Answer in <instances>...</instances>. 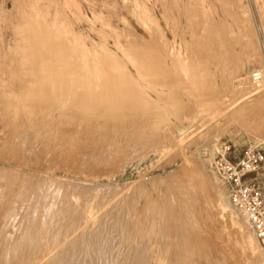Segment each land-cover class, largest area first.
Masks as SVG:
<instances>
[{
  "label": "rangeland",
  "instance_id": "1",
  "mask_svg": "<svg viewBox=\"0 0 264 264\" xmlns=\"http://www.w3.org/2000/svg\"><path fill=\"white\" fill-rule=\"evenodd\" d=\"M96 62H102V71ZM255 69L263 71L258 84L250 79ZM263 85L264 0H0V241L11 235L31 241L35 230L26 220L33 217L45 232L51 227L63 235L92 214L96 222L79 224L80 229L89 240L103 228L111 247L103 245L101 255L111 252L113 261L123 260L133 241L148 251L156 247L154 253L164 242L168 249L162 247L161 261L153 252L154 258L143 251L135 255L166 264L172 259L166 236L182 230L189 243L203 235V244H196L210 251L207 259H221L219 264H264V247L211 168L221 143L237 153L258 144L264 149ZM202 180L208 191L200 189ZM69 207H76V215ZM160 227L164 235L169 230L167 242ZM11 238L10 247L20 242ZM3 243L0 250L9 247ZM87 244L83 247L93 253L90 240ZM110 248L119 258L112 259ZM173 254L175 264L191 261ZM131 257L129 264L141 262Z\"/></svg>",
  "mask_w": 264,
  "mask_h": 264
},
{
  "label": "bare ground",
  "instance_id": "2",
  "mask_svg": "<svg viewBox=\"0 0 264 264\" xmlns=\"http://www.w3.org/2000/svg\"><path fill=\"white\" fill-rule=\"evenodd\" d=\"M138 1V0H137ZM132 4V3H131ZM133 8V7H132ZM134 10V9H133ZM146 18V17H145ZM149 20V19H148ZM153 20V19H152ZM102 22V21H101ZM104 24H105V22H104ZM158 26V25H157ZM152 30V29H151ZM152 33H153V31H152ZM106 37V36H105ZM104 39V38H103ZM157 39V38H156ZM105 40V39H104ZM106 40H108V39H106ZM105 40V41H106ZM159 42V41H158ZM85 50V49H84ZM167 52V51H166ZM125 53V52H124ZM128 54V53H127ZM96 57H97V55H96ZM86 58V57H85ZM98 58V57H97ZM96 59V58H95ZM99 59H102V57L101 58H99ZM85 60V59H84ZM98 61V60H97ZM102 61V60H101ZM114 60H112V62H113ZM100 62V61H99ZM116 62V61H115ZM115 62L113 63V65L115 64ZM98 62H96V64H97ZM102 63V62H101ZM101 63H99L100 65H101ZM99 64H97V65H99ZM117 64V63H116ZM115 64V65H116ZM96 65V66H97ZM100 65L99 66H97V67H100ZM112 65V66H113ZM95 66V65H94ZM95 66V67H96ZM114 67V66H113ZM116 68L115 69H119V67L116 65L115 66ZM118 67V68H117ZM101 68V67H100ZM95 69V68H94ZM97 70H98V68H96ZM95 69V70H96ZM103 70V68H101V71ZM241 79H242V77H241ZM59 86H60V84H59ZM264 86V85H263ZM68 89V88H67ZM257 92H259V91H255L254 93H257ZM253 93V94H254ZM247 99H249V98H247ZM40 100H42V99H40ZM39 101V100H38ZM41 102V101H40ZM263 104V103H262ZM195 105V104H194ZM200 105V104H199ZM195 106H198V105H195ZM194 106V107H195ZM262 106V105H261ZM42 107V106H41ZM201 107V106H200ZM39 108V107H38ZM189 109V108H188ZM192 109V108H191ZM196 109V108H195ZM200 109H202V108H200ZM187 110V109H186ZM197 110H198V108H197ZM258 110H259V108H258ZM257 110V112H259ZM194 111V110H193ZM206 111V110H205ZM37 112V110L35 111V113ZM44 112V111H43ZM42 114V113H41ZM187 114V113H186ZM45 115V114H44ZM199 115V114H198ZM41 116H43V115H41ZM186 116V115H185ZM203 116H205V115H203ZM262 116V115H261ZM37 117H38V115H37ZM40 118H42V117H40ZM43 118H44V116H43ZM202 118V117H201ZM3 119V118H2ZM261 119V118H260ZM264 119V118H263ZM43 120V119H42ZM45 121V120H44ZM263 121V120H262ZM42 122V121H41ZM264 122V121H263ZM258 123V122H257ZM261 124V123H260ZM19 126V125H18ZM262 126V125H261ZM18 129V128H17ZM39 130V129H38ZM22 133V132H21ZM27 134V133H26ZM16 135V134H15ZM20 135V134H19ZM18 134H17V136H19ZM25 135V134H24ZM31 135V134H30ZM33 135V134H32ZM21 136V135H20ZM19 136V137H20ZM11 137H13V136H11ZM21 138V137H20ZM25 139H23V141H24ZM11 141V140H10ZM14 141V140H13ZM21 141V140H20ZM29 141V140H28ZM8 142V141H7ZM27 142V141H26ZM10 143V142H9ZM20 143H22V142H20ZM7 144V143H6ZM12 144V143H11ZM27 144V143H26ZM29 144V143H28ZM28 144H27V146H28ZM31 144V143H30ZM18 145H19V142H18ZM20 146V145H19ZM23 146V148H24V145H22ZM6 147V146H5ZM263 147V146H262ZM8 149H10V148H8ZM21 150V149H20ZM57 155V154H56ZM199 173V172H198ZM195 174V173H194ZM199 175L201 176V174L199 173ZM199 176V177H200ZM182 177V176H181ZM184 177H187V176H184ZM190 177V176H189ZM192 178V177H191ZM195 178V177H194ZM194 178L192 179V181L194 180ZM190 180V179H189ZM198 180H201V179H197V183H198ZM194 181H196V180H194ZM183 182H185V179H184V181ZM188 184H189V182H187ZM183 184V183H182ZM181 184V185H182ZM200 184H201V181H200ZM209 184V183H208ZM177 185V184H176ZM189 185H191V184H189ZM182 186H184V185H182ZM197 186V185H196ZM200 187H202V188H200V189H204L205 188V191L207 190H209V189H207V184H206V181H204V180H202V185H199ZM199 186H197V189H198V187ZM204 186V187H203ZM210 186H212V185H210ZM209 186V187H210ZM216 186H217V184H216ZM180 187V186H179ZM188 187V186H187ZM190 187H194L193 186V184H192V186H189V189H190ZM212 187H210V189H211ZM67 189V188H66ZM182 189V188H181ZM189 189L187 190V192L189 191ZM196 189V188H195ZM73 190V189H72ZM177 190H179V189H177ZM182 190H184V189H182ZM193 190V189H192ZM199 190V189H198ZM213 190V189H212ZM214 190H217V189H214ZM67 191V190H66ZM69 191V190H68ZM186 191V190H185ZM76 192V191H75ZM171 192V191H170ZM169 192V193H170ZM190 192H191V190H190ZM48 193V192H47ZM58 193V192H57ZM63 193H64V191H63ZM77 193H78V191H77ZM191 193H193V192H191ZM198 193V192H197ZM203 193H204V191H203ZM56 194V193H55ZM67 194V193H66ZM65 194V195H66ZM71 194V193H70ZM82 194V193H81ZM85 194V193H84ZM172 194V193H171ZM177 194V193H176ZM195 194V193H194ZM194 194H192V195H194ZM206 194V193H205ZM205 194H203V195H205ZM209 194H210V192H209ZM208 194V195H209ZM212 194V196H214L215 195V193L213 192V193H211ZM214 194V195H213ZM20 195H21V193H20ZM23 195V194H22ZM62 195V194H61ZM69 195V194H68ZM80 195V194H79ZM202 195V196H203ZM216 195H217V193H216ZM81 196V195H80ZM218 196V195H217ZM18 197V196H17ZM24 197V196H23ZM64 197H67V196H64ZM89 197V196H88ZM171 197H173V195H171ZM195 197V196H194ZM208 196L207 195H205V198L204 199H206ZM57 198V197H56ZM61 198V197H60ZM59 198V199H60ZM92 198V197H91ZM169 198V197H168ZM192 198V197H191ZM203 198V197H202ZM210 198V197H209ZM208 198V199H209ZM213 198V197H212ZM212 198H210V199H212ZM77 199H81L79 196H78V198ZM208 199L206 200V201H208ZM210 199H209V201H210ZM64 200H65V198H64ZM67 200H68V198H67ZM91 200V199H90ZM97 200V199H96ZM170 200V199H169ZM192 200V199H191ZM216 200H217V198H216ZM216 200H214L213 199V201H215L216 202ZM66 201V200H65ZM78 201V200H77ZM94 201V200H93ZM105 202H107L106 200H104ZM193 201V200H192ZM196 201H197V203H199L198 202V200L196 199ZM68 202V201H67ZM84 202H86V201H84ZM88 202V201H87ZM95 202V201H94ZM219 202V201H218ZM57 204H59L58 202H56ZM66 203V202H65ZM82 203V202H81ZM98 203H99V200H98ZM98 203H97V205H98ZM194 203V202H193ZM62 203H60V205H61ZM68 204L69 203H67L66 205V209H68ZM84 204V203H83ZM89 204V203H88ZM108 204V203H107ZM149 204V203H148ZM156 204V203H155ZM214 204V203H213ZM55 205V204H54ZM78 205V204H77ZM77 205H76V207H77ZM87 205V204H86ZM101 205H102V203H101ZM100 205V206H101ZM115 205V204H114ZM113 205V206H114ZM147 205V204H146ZM145 205V206H146ZM150 205H151V203H150ZM199 205V204H198ZM202 205V204H201ZM200 205V206H201ZM204 205H205V203H204ZM211 205V204H210ZM65 206V205H64ZM84 206V205H83ZM105 206V205H104ZM153 206V205H152ZM199 206V207H200ZM206 206V205H205ZM72 207V206H71ZM73 207H74V205H73ZM75 207V208H76ZM87 207V206H86ZM97 207V206H96ZM112 207V206H111ZM119 207V206H118ZM117 207V208H118ZM150 207V206H149ZM149 207H148V209H149ZM210 207H212V206H210ZM215 207H216V204H215ZM52 208H53V206H52ZM55 208V207H54ZM53 208V209H54ZM56 208H57V205H56ZM60 208V207H59ZM61 208H63V206L61 207ZM65 208V207H64ZM70 208V207H69ZM74 208V209H75ZM85 208V207H84ZM83 208V209H84ZM114 208V207H113ZM112 208V209H113ZM151 208V207H150ZM177 208V207H176ZM204 208V207H203ZM217 208H218V206H217ZM40 208L38 207V209L37 210H35V211H38L37 213L39 214L40 212V210H39ZM70 209H72L70 212H72L74 209L73 208H70ZM111 209V208H110ZM126 209V208H125ZM146 209H147V207H146ZM145 209V210H146ZM172 209V208H171ZM206 209V208H205ZM60 210V209H59ZM65 210V209H64ZM63 210V211H64ZM69 210V209H68ZM77 210V209H76ZM86 210H89V209H86ZM98 210H99V208H98ZM98 210L96 209V213H98ZM101 210H102V207H101ZM101 210H100V212L98 213V214H101ZM109 210V209H108ZM120 210V209H119ZM143 210H144V208H143ZM167 210V209H166ZM170 210V209H169ZM175 210V209H174ZM173 209H172V211H174ZM209 210V209H208ZM219 210V209H218ZM50 211V210H49ZM67 211V210H66ZM106 211H107V209H106ZM123 211V210H122ZM150 211V210H149ZM161 211V210H160ZM160 211H158V214H160L159 212ZM162 211H163V209H162ZM161 211V212H162ZM212 211V210H211ZM224 211H227L226 210V206H224V207H222V213L224 212ZM52 212H54V211H52ZM51 212V213H52ZM83 213H84V210L82 211ZM87 212V211H86ZM147 212V211H146ZM165 212V211H164ZM167 212V211H166ZM60 213V212H59ZM61 213H65V212H61ZM73 213V212H72ZM75 213V212H74ZM73 213V215H76V214H74ZM95 213V212H94ZM95 213V214H96ZM108 213V216H109V212H107ZM118 213V212H117ZM120 213H121V211H120ZM134 213H137V212H134ZM170 212H168V214H169ZM212 213V212H211ZM218 213V212H217ZM233 213V212H232ZM41 214V213H40ZM49 214V213H48ZM47 214V215H48ZM57 214V213H56ZM69 214V213H68ZM68 214H67V216H68ZM88 214L89 213H86V215L88 216ZM97 214V215H98ZM114 214H116V213H114ZM124 214V213H123ZM122 214V215H123ZM140 214V213H139ZM152 214V213H151ZM154 214V213H153ZM157 214V213H156ZM171 214V213H170ZM173 214V213H172ZM176 214V213H175ZM209 214H210V212H209ZM224 214V213H223ZM230 214V213H229ZM18 215H21V214H18ZM36 215V214H35ZM34 215V216H35ZM41 215H43V214H41ZM58 215V214H57ZM70 215H72V214H70ZM72 215V216H73ZM81 215V214H80ZM83 215V214H82ZM82 215H81V219L83 220V218H82ZM85 215V216H86ZM104 215H106V213L104 214ZM110 215H111V212H110ZM126 215V214H125ZM149 215V214H148ZM166 215V214H165ZM177 215V214H176ZM227 215V214H226ZM13 216V215H12ZM37 216H39V215H37ZM61 216H65L64 214H62V215H60V218H61ZM84 216V215H83ZM115 216V215H114ZM127 216H128V214H127ZM126 216V217H127ZM132 216H134V215H132ZM151 216V215H150ZM170 216H172L173 218H174V216L173 215H170ZM229 216H231V215H229ZM16 217V216H15ZM18 218H19V216H17ZM36 217V216H35ZM44 217V216H43ZM55 217H56V215H55ZM55 217H54V221L56 222L57 220L55 219ZM58 217V216H57ZM69 217H71V216H69ZM69 217H67V218H69ZM76 217V216H75ZM98 217V216H97ZM111 217V216H110ZM117 217V216H116ZM131 217V216H130ZM159 217H161L160 215H159ZM159 217H158V219H159ZM169 217V216H168ZM167 216L165 217V218H168ZM172 217H171V219H172ZM178 217V216H177ZM210 217V216H209ZM20 218H21V216H20ZM34 218V217H33ZM33 218H31V219H27L26 221H28V227H30V228H34V232L33 233H35V235L34 234H32L35 238H31V236H30V240L31 241H29V242H21L20 240L23 238V240H24V237L23 236H21L20 237V239H19V241L20 242H18L16 239H14V238H17V237H19V236H17L16 235V233L14 234V235H16V236H14V240L15 241H17V243H19V244H17V243H15V245L14 246H12V247H10V238H11V236L13 237V235H11L10 236V238H9V240H7V238L9 237H7V238H5V236H4V238L7 240V243H3V241L5 240V239H3V241L1 240L0 241V243H3L4 245L6 244V246H8V243H9V247H7V248H4V249H2V250H0V264H129V261L131 262V260H130V257H131V255L134 253V255L135 254H137L138 252H140V251H143V253H140L142 256H144V254L146 255V256H144V257H147V255H149V253H151V252H153V255L154 256H158L157 258L159 259V257H160V261H161V256L163 255H161L160 256V253H161V251H163V249L164 250H167L168 248L167 247H165V246H163V245H165L164 244V242H163V244L160 246V245H158V246H160L156 251H155V253H154V249L156 248H154L153 250L152 249H150L151 251H148V250H146V248H147V245L145 246V247H143V246H140V245H135V247H134V244H136V242L134 243V241H133V243H132V245H133V247H132V245H131V249H129V248H127V249H129L127 252H125L124 254H121V258H123L124 256L126 257H124V259L123 260H120V261H117L118 259L117 258H119V256H117V258H116V253L118 252V251H115L114 252V250H113V254H112V259L114 258H116L117 260V262L116 261H113V260H111V259H109V255H110V253L108 254V256H102L101 255V252H104V251H102V246L104 245L105 247H106V243L107 242H109V241H107V238L109 239V237L110 236H108V233H106V234H102V233H100V230L101 229H103V228H101L102 226L101 225H103V224H101L100 225V230H99V226H98V230H99V234L98 233H96V235H94L91 239H89L90 240V242H91V245H90V247H89V249H91V250H89V251H91V252H93V253H90V252H88V251H86L87 250V247H88V241L89 240H87V238H85V236L83 235V233H82V231H83V226H82V224L84 223V224H86V223H88L89 221H90V223H91V221L93 220V222L96 220V217H95V215H92V214H89V217H86V218H84V221H81L80 220V222H78V223H75L74 224V228H70V230H69V228H68V231H66L67 233H63V235H58L57 233H58V231H57V229L56 228H54L55 229V233L53 232V233H51L54 229H52L50 226H51V224H49L48 226L52 229V231L50 230V228L47 230L48 232H50V233H47V232H45L46 230H44L43 228H42V225H41V227L39 226V225H37V223H36V221H34V219ZM38 218H40V217H38ZM49 218V217H48ZM48 218L45 220V221H48ZM101 218H102V216H101ZM100 218V220H104V216H103V218L101 219ZM114 218V217H113ZM129 218V217H128ZM140 218V217H139ZM146 218V217H145ZM150 218H152V217H150ZM154 219H155V217H153ZM165 218L163 219L164 221L163 222H165ZM231 217H229V219H230ZM233 218L234 217H232V220H233ZM11 219H13L14 220V218H11ZM21 219H23V218H21ZM44 219V218H43ZM65 219V218H64ZM70 219V218H69ZM71 219H72V217H71ZM74 219H76V218H74ZM79 219H80V217H79ZM112 219V218H111ZM119 219V221H120V218H118ZM123 219V218H122ZM126 219V218H125ZM133 219V218H132ZM142 219V218H141ZM141 219H139L140 221L139 222H141ZM148 219H149V216H148ZM153 219V220H154ZM170 219V218H169ZM169 219H168V221H169ZM13 220H11V222L13 221ZM16 220H17V218H16ZM36 220H38V219H36ZM67 220V219H66ZM65 220V221H66ZM106 221L108 220V218H107V216H106V219H105ZM134 220V219H133ZM145 220V219H144ZM144 220L142 221L143 222V225L142 226H144ZM152 220V219H151ZM153 220H152V222H153ZM20 221V220H19ZM23 221H24V219H23ZM22 220H21V222H23ZM41 221H42V219H41ZM41 221H38V222H41ZM44 221V222H45ZM60 221V220H59ZM58 221V222H59ZM64 221V220H63ZM68 221V220H67ZM76 221H77V219H76ZM97 221H99V220H97ZM115 221V220H114ZM116 221H117V219H116ZM150 221V220H149ZM157 221V217H156V220H155V222ZM167 221V220H166ZM171 221V220H170ZM231 221V219L229 220V222ZM233 221H235V218H234V220ZM14 223L16 222V221H13ZM43 222V221H42ZM41 222V223H42ZM53 222V221H52ZM62 222V221H61ZM74 222H75V220H74ZM96 222V221H95ZM109 222V221H108ZM112 222V224H113V221H111ZM121 222V221H120ZM123 222V221H122ZM125 222V221H124ZM147 222H148V220H147ZM17 224H18V226H20V224L18 223V222H16ZM15 223V224H16ZM26 223V222H25ZM72 223V222H71ZM105 223V222H104ZM110 223V222H109ZM118 223V222H117ZM156 223H158V222H156ZM160 223L162 224V218H161V221H160ZM165 223H167V222H165ZM172 223V222H171ZM182 223V222H181ZM231 223V222H230ZM239 223V222H238ZM8 224H10V223H8ZM12 224V223H11ZM23 226H25L24 225V223H21ZM48 224V223H47ZM54 224V223H53ZM57 224V223H56ZM67 224V223H66ZM69 224V223H68ZM83 227L82 229H80L81 227H80V225ZM94 224V223H93ZM93 224H92V226H93ZM98 224V223H97ZM107 224V222L105 223V225ZM114 224H115V222H114ZM120 224V223H119ZM119 224H117V227L119 226ZM137 224V223H136ZM140 224V223H139ZM148 224V223H147ZM152 224V223H151ZM164 224V223H163ZM162 224V225H163ZM187 224V223H186ZM7 225V224H6ZM44 225V224H43ZM45 225H46V223H45ZM59 225H61V224H57L56 226H57V228H58V226ZM63 225H65V224H63ZM77 225H79L78 227H79V229H77L78 227H76ZM110 225H111V223H110ZM135 224H133V226H134ZM153 225V224H152ZM157 226H158V224H156ZM160 225V224H159ZM170 225V224H169ZM168 225V226H169ZM176 225V224H175ZM242 225V224H241ZM10 226H13V224L12 225H10ZM27 226V225H26ZM26 226H25V228H26ZM70 226V225H69ZM90 226V225H89ZM113 226V225H112ZM124 226V225H123ZM127 226V225H126ZM132 226V227H133ZM136 226H138V225H136ZM135 226V227H136ZM139 226H141V225H139ZM139 226L138 227H136V228H139ZM141 226V227H142ZM151 226V225H150ZM164 226V225H163ZM162 226V227H163ZM22 227V226H21ZM27 227V228H28ZM45 227V226H44ZM53 227H54V225H53ZM62 227V226H61ZM66 227V226H65ZM65 227H64V229H65ZM71 227H73V225L71 226ZM106 228H107V225L105 226ZM113 227H115V226H113ZM121 227V226H120ZM165 227V226H164ZM235 227H237V226H235ZM1 228V227H0ZM8 228V227H7ZM10 228V227H9ZM12 228V227H11ZM15 228V227H14ZM22 228H24V227H22ZM30 228H29V230H30ZM86 228V227H85ZM89 228V227H88ZM90 228H91V226H90ZM112 228V227H111ZM126 229H127V227H125ZM150 228V227H149ZM166 228H167V226H166ZM172 228V227H171ZM178 228V227H177ZM242 228V227H241ZM241 228H239V229H241ZM248 228V226L246 225V228H242V229H247ZM3 229V228H2ZM2 229H1V231H2ZM17 229H19V228H16V230ZM21 229V228H20ZM94 229H96V227L94 228ZM109 229H110V227H109ZM122 229V228H121ZM156 229V228H155ZM164 229V228H163ZM162 229V230H163ZM189 229V228H188ZM206 229V228H205ZM11 229H8V231H10ZM13 230V229H12ZM25 232H27V233H31V232H29V231H26L27 229H23ZM44 230V232H41V231H43ZM58 230H59V232H60V227L58 228ZM88 230V229H87ZM120 230V229H119ZM133 230H134V228H133ZM153 230V229H152ZM151 230V231H152ZM160 231H161V227H160V229H159ZM158 230V231H159ZM166 230V229H165ZM177 230V229H176ZM201 230V229H200ZM14 231V230H13ZM19 231V230H18ZM21 231V230H20ZM56 231H57V233H56ZM70 231V232H69ZM79 231V232H78ZM89 231V230H88ZM91 231V230H90ZM93 231V230H92ZM95 231V230H94ZM97 231V230H96ZM102 231V230H101ZM138 231V230H137ZM158 231H156L157 232V234H159L160 236L163 234L164 235V233H165V231L163 232V231H161L160 233H162V234H160V233H158ZM167 231V230H166ZM169 231V230H168ZM168 231L166 232V234L168 233ZM173 231V230H172ZM184 231V230H183ZM189 231V230H188ZM191 231V230H190ZM189 231V232H190ZM241 231V230H240ZM244 231V230H243ZM242 231V232H243ZM246 231V230H245ZM7 231H5V233H6ZM24 232V233H25ZM62 232V231H61ZM86 232V231H85ZM107 232H108V230H107ZM113 232V231H112ZM112 232H109V233H112ZM143 232H144V230H143ZM181 232H182V230H181ZM181 232H175V233H178L181 237L179 238L175 233H174V231L169 235H167L166 236V234L164 235V237L162 238V236L160 237L161 239H163V241H165V242H167V239L165 240V236L167 237V238H170V240H171V242H170V246L172 247V250H171V248H170V246H169V248H170V250L169 251H171V255H170V257L169 258H172L173 259V261H172V259H170V260H168V257H167V263L166 264H168V262L170 261V263L171 262H174V260L176 259H174L173 257H171L172 256V254H173V249H175V247H176V251H174V252H177V253H174L173 254V256L174 257H176V254L177 255H179L178 257L179 258H181V260L183 261V260H185V258L186 257H188L189 258V261L191 260V261H193V263L192 264H212L213 262L215 263L216 261H218V262H216V264H219L221 261V259H215V257H214V259H212L211 257H208V259H207V255L209 256L210 255V251L208 252V254H207V249L205 248V246L204 247H202V245H198L200 242L202 243L204 240H202L201 238H202V236H201V240L199 239V242H198V239H197V242H198V244H196L197 242H196V240L195 241H193V243H189V240L191 239H188L187 238V240H184L185 239V237H182L183 235H181ZM205 232V231H204ZM238 232H239V230H238ZM2 233V232H1ZM0 233V234H1ZM8 233V232H7ZM11 233V232H10ZM10 233H9V235H10ZM125 233V232H124ZM138 233V232H137ZM184 233V232H183ZM192 233V232H191ZM207 233V232H206ZM244 233V232H243ZM246 233V232H245ZM244 233V234H245ZM11 234H13V232L11 233ZM26 234V233H25ZM87 234V233H86ZM92 234V233H91ZM114 233H112V235H113ZM140 234H141V231H140ZM151 234H152V232H151ZM190 233H188V234H184V235H186V237H192V236H194V235H196V233H194V235H189ZM239 234H241V233H239ZM3 235V234H2ZM1 235V236H2ZM22 235V234H21ZM51 235L53 236V237H51ZM90 235V234H89ZM109 235H111V234H109ZM111 235V236H112ZM116 235H118L117 233L116 234H114V236H116ZM121 235V234H120ZM147 235V234H146ZM199 235V234H198ZM206 235V234H205ZM208 235V234H207ZM217 235V234H216ZM24 236H26V235H24ZM113 236V237H114ZM124 236V235H123ZM135 236H137V234L135 235ZM148 236V235H147ZM153 236V235H152ZM169 236V237H168ZM209 236V235H208ZM214 236V235H213ZM244 235H242V237H243ZM28 237H29V235H28ZM28 237H25V239H27ZM50 237L52 238L51 240H50ZM112 237V238H113ZM118 237V236H117ZM125 237H126V235H125ZM134 237V236H133ZM138 237H139V235H138ZM144 237H145V234H144ZM151 237V236H150ZM156 238H158L159 236H155ZM195 237V236H194ZM199 237V236H198ZM205 237V236H204ZM85 238V239H84ZM111 238V239H112ZM118 238H120V237H118ZM135 238V237H134ZM137 238V237H136ZM140 238H141V235H140ZM182 238H184V239H182ZM216 238V237H215ZM244 239H245V237H243ZM242 238V239H243ZM12 239V238H11ZM12 239V240H13ZM33 239V240H32ZM115 239H117L116 237H115ZM126 239H127V237H126ZM130 239V238H129ZM141 239H143V238H141ZM151 239H153V238H150L149 240H151ZM178 239H182V242H180V241H178ZM193 239V238H192ZM195 239V238H194ZM204 239V238H203ZM209 239V238H208ZM223 239V238H222ZM243 239V241L245 242V241H247V240H244ZM246 239H247V237H246ZM13 240V241H14ZM110 240V239H109ZM120 241L119 242H121V239H119ZM123 240V239H122ZM138 240V239H137ZM147 240V239H146ZM154 240V239H153ZM169 240V241H170ZM248 240H250V239H248ZM251 240H252V238H251ZM26 241V240H25ZM87 241V242H86ZM112 241H114V239H112ZM116 241H118V239L116 240ZM115 241V242H116ZM131 241H132V239H131ZM161 241V243H162V240H160ZM188 241V242H187ZM191 241V240H190ZM5 242V241H4ZM140 242H141V240H140ZM147 242H148V240H147ZM155 242V241H154ZM210 242V241H209ZM249 241H247V243H248ZM103 243H105V244H103ZM110 243H112V242H110ZM118 243V242H117ZM116 243V244H117ZM129 243V242H128ZM142 243V242H141ZM152 243V241H150V244ZM182 243V244H181ZM184 243V244H183ZM200 243V244H201ZM205 243V242H204ZM217 243V242H216ZM220 243H221V241H220ZM219 243V244H220ZM246 243V242H245ZM250 243L251 244H253L251 241H250ZM249 243V244H250ZM256 243V242H255ZM2 244V245H3ZM14 244V243H13ZM84 244L87 246L86 248L85 247H83L84 246ZM113 244V243H112ZM116 244L112 247V248H114L115 249V246H116ZM143 244V243H142ZM145 244V243H144ZM143 244V245H144ZM152 244H154V243H152ZM181 244V245H180ZM203 244V243H202ZM218 244V245H219ZM251 244L248 246V247H251ZM118 245V244H117ZM204 245H206V244H204ZM212 245V244H211ZM254 245V244H253ZM108 246V245H107ZM110 246V245H109ZM109 246L107 247V248H103V249H108L109 248ZM207 246H208V244H207ZM217 246V245H216ZM224 246V245H223ZM247 246V245H246ZM255 246V245H254ZM257 246V245H256ZM0 247H1V244H0ZM3 247H5V246H3ZM2 247V248H3ZM99 247V248H98ZM111 247V246H110ZM119 247V246H118ZM151 247V246H150ZM162 247H163V249H162ZM214 247V246H213ZM253 247V246H252ZM251 247V248H252ZM83 248H85V249H83ZM117 248V247H116ZM120 248H122V247H120ZM177 248H178V250H177ZM216 248V247H215ZM250 248V249H251ZM255 248V247H254ZM1 249V248H0ZM162 249V250H161ZM209 249H210V246H209ZM219 249H220V247H219ZM258 249V248H257ZM111 250V248L107 251V252H109V251H112ZM115 250H117V249H115ZM159 250V251H158ZM182 250V252H180L179 254H178V252L179 251H181ZM222 250V249H221ZM256 250V249H255ZM88 252V253H90L89 254V257H87V255L88 254H86V252ZM147 251H148V253H147ZM183 251L185 252V253H189V256L186 254L185 255V253H183ZM214 251L215 250H213V253H214ZM223 251V250H222ZM106 252V251H105ZM106 252V253H107ZM119 252H120V250H119ZM166 253H169V252H167V251H165ZM96 253V254H95ZM165 253V254H166ZM119 254V253H118ZM207 254V255H206ZM219 254V253H218ZM91 255V256H90ZM106 255V254H105ZM134 255L131 257V259H134L136 256V258H138L139 257V260L142 262V257L141 256H139V255H135V257H134ZM186 256L184 259L182 258V256ZM190 255L191 256H193V258L192 259H190L191 257H190ZM216 255V254H215ZM86 256V257H85ZM96 256H98V257H96ZM100 256V257H99ZM115 256V257H114ZM149 256H152V255H149ZM148 256V258L150 259V257ZM164 256V255H163ZM166 256V255H165ZM168 256H169V254H168ZM183 256V257H184ZM143 257V258H144ZM153 257V256H152ZM151 257V258H152ZM177 257V258H178ZM219 256H217L216 258H218ZM89 258V259H88ZM120 258V259H121ZM148 258H146V260L148 259ZM154 258V257H153ZM163 258V257H162ZM209 258H211V260H214L213 262L209 259ZM156 259V258H155ZM158 259H156V261H159ZM135 260V264H142L143 262H145V260L141 263L140 261H138V262H140V263H137V261H136V259H134ZM138 260V259H137ZM151 260H153V259H151ZM151 260H149V261H151ZM163 260V259H162ZM148 260L145 262V264L146 263H152V262H149ZM154 261V260H153ZM155 261V262H156ZM159 261V262H160ZM177 261H178V259H177ZM187 260H185V261H183V262H186ZM190 261V262H191ZM190 262H186L187 264L189 263L190 264ZM154 263V262H153ZM152 263V264H153ZM165 263V262H164ZM169 263V264H170ZM179 263H181V261L179 262ZM186 263H183V264H186ZM132 264H134L133 263V260H132ZM144 264V263H143ZM154 264H159V263H154ZM162 264V263H161ZM172 264V263H171ZM174 264H175V262H174ZM182 264V263H181Z\"/></svg>",
  "mask_w": 264,
  "mask_h": 264
},
{
  "label": "built area",
  "instance_id": "3",
  "mask_svg": "<svg viewBox=\"0 0 264 264\" xmlns=\"http://www.w3.org/2000/svg\"><path fill=\"white\" fill-rule=\"evenodd\" d=\"M262 78L260 69L250 73L256 84ZM211 168L226 188L231 204L249 222L264 247V149L258 144L237 153L230 143H221L213 154Z\"/></svg>",
  "mask_w": 264,
  "mask_h": 264
}]
</instances>
